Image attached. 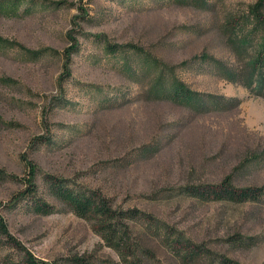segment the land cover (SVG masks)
<instances>
[{"label": "rangeland", "instance_id": "rangeland-1", "mask_svg": "<svg viewBox=\"0 0 264 264\" xmlns=\"http://www.w3.org/2000/svg\"><path fill=\"white\" fill-rule=\"evenodd\" d=\"M42 1L26 17L0 18V213L9 234L47 264L221 256L264 264V198L202 203L183 193L227 177L237 188H264V83L250 81L260 71L264 3ZM107 45L120 50L108 54ZM161 75L164 88L175 82L200 96L199 106L152 98ZM45 174L139 211L135 256L107 248L90 221L49 196ZM27 179L52 214L11 208ZM16 258L0 243V264Z\"/></svg>", "mask_w": 264, "mask_h": 264}, {"label": "trees", "instance_id": "trees-1", "mask_svg": "<svg viewBox=\"0 0 264 264\" xmlns=\"http://www.w3.org/2000/svg\"><path fill=\"white\" fill-rule=\"evenodd\" d=\"M197 2L199 0H191ZM42 0H0V18L21 19L30 15L33 8ZM264 3V0H260ZM261 22V23H260ZM264 24L263 21H259ZM264 27V25H263ZM7 48L5 42L0 41V49ZM120 50L114 46H106L108 54H115ZM255 70L252 71L250 81L257 79L258 85L264 83V46L255 60ZM256 72V73H254ZM159 78L158 84L150 96L159 100L171 101L181 106H199L200 96L190 92L179 83L172 82L167 89L162 86L164 75ZM160 86V87H159ZM203 99V97L201 96ZM206 109V105H200ZM7 176L0 170V181ZM43 183L46 186L47 193L61 206L68 209L77 218L91 222L92 231L97 234L104 242L105 246L121 257L133 258L138 248L134 242V236L131 229L133 222L141 219V213L137 210H119L111 207L109 202L100 194L94 191L84 190L81 187L72 184L69 181L62 180L50 175H43ZM25 190L15 197V209L18 205H25L31 213L38 216H47L55 211V208L46 203L39 195L35 184L29 179L23 182ZM183 193L199 202H226L228 204L242 205L246 203H258L264 198V188H237L234 186L231 178L216 185L192 186L183 189ZM144 221V220H143ZM174 244L178 245L182 251L191 252L188 243L175 239ZM0 243L8 245L14 249L17 258L10 261L9 264H47L36 258L31 252L25 250L8 232L6 223L0 213ZM57 264V263H54ZM67 264H87L78 258H71ZM210 264H239L225 257H219L211 261Z\"/></svg>", "mask_w": 264, "mask_h": 264}]
</instances>
